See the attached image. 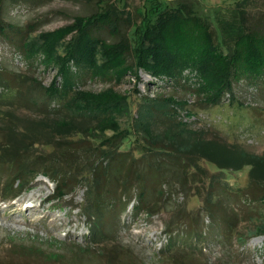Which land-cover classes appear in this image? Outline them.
Listing matches in <instances>:
<instances>
[{
  "label": "rangeland",
  "instance_id": "obj_1",
  "mask_svg": "<svg viewBox=\"0 0 264 264\" xmlns=\"http://www.w3.org/2000/svg\"><path fill=\"white\" fill-rule=\"evenodd\" d=\"M151 5L177 11L179 19L187 15L199 32L197 20L204 21L219 37L217 19L230 11L243 12L264 32V0H1L0 25L5 29L0 31V139L6 118L20 123L49 116L69 122L75 115H95L103 104L113 106L99 114L98 127L110 135L124 127L130 114L136 115L143 97H157L176 108L169 141L214 137L264 157V78L256 83L234 81L232 94L224 93L213 104L204 103L206 94L197 89L205 81L193 70H184L178 84L142 67L136 72L121 69L133 60L128 52L125 62L118 61L122 46L117 42L135 43L141 35L143 7ZM104 6L111 9L115 30L104 25L91 30L100 40L91 67L70 63L75 72L71 94L66 100L50 98L45 89L62 84L66 46L73 35L69 25ZM123 97H128L129 112ZM131 137L121 142L120 153L130 154L126 164L131 156L139 162L132 168V180L136 171L143 172L142 178L133 180L132 196L123 210L115 199L121 190L110 182L104 195L111 205L104 202L99 217L90 216L91 209L85 208L88 180L81 178L66 188L68 193L60 194L34 166L29 171L34 177L12 198L6 190L15 189L19 180L0 164V264H120L124 258L136 264H264V234L259 233L264 230V184L249 183V167L218 171L201 161L211 183L205 177L160 194L158 186L153 189L154 177L144 170L156 156ZM87 145L74 144L82 146L78 154L83 157L89 156ZM42 151L47 153L50 147L37 146L33 155ZM89 157L96 160L93 154ZM140 187L146 190L144 203L135 209ZM206 198L218 201L214 217L207 212ZM96 224L98 232L93 235Z\"/></svg>",
  "mask_w": 264,
  "mask_h": 264
},
{
  "label": "trees",
  "instance_id": "obj_2",
  "mask_svg": "<svg viewBox=\"0 0 264 264\" xmlns=\"http://www.w3.org/2000/svg\"><path fill=\"white\" fill-rule=\"evenodd\" d=\"M155 7L159 8L160 5L143 7L144 15L139 27L141 35L135 43L130 44L123 39L117 42L116 46H122L118 61L125 62L128 52L127 55L133 60L121 69L129 68L136 72L142 67L152 75L168 77L178 84L184 70H193L205 81V85L201 84L197 89L206 94L204 103L213 104L218 103L224 93L232 94L234 81L243 78L256 83L258 79L264 78V32L257 29L260 23L248 22L243 12L236 14L230 11L217 19L220 37L208 23L197 20L200 22V32L207 34L203 37L199 27H191L187 15L183 16L185 20L179 19L177 11L174 13L160 8L156 11ZM96 25L109 26L112 31L115 30L116 22L109 7H100L95 13L77 17L69 25L73 35L66 46L68 57L61 72L62 84H53L45 89L50 98L66 100L71 94L75 72L70 63L78 68L91 67L93 49L100 42L91 31ZM4 29L5 26L1 24L0 31ZM143 98L136 115L130 114L124 127L113 130L110 135L98 127V118L100 113L112 109L111 104L99 105L95 115L91 112L88 116L75 115L69 122H60L61 118L49 116L25 119L20 123L6 118L3 121L6 126L1 129L0 164L10 169L12 179L19 180L15 189L5 188L7 196H17L34 177L29 175L30 168L37 166L39 172L54 183V189L60 194L68 193L66 188L75 186L81 182V178L88 180L85 208L91 209L88 213L90 216L99 217L104 202L111 205L104 195L110 182L116 184L115 189L121 190L115 199L121 203L120 208L123 210L132 196V168L139 162L131 156L126 164L130 154L120 153V148L123 145L121 142L132 135L131 141L144 146L156 156V160L148 162L144 170L154 177L153 189L158 186L160 194L166 193L165 188H184L204 179L206 175L201 161L209 163L218 171L237 172L247 166L249 183L264 184L263 156L247 152L235 143L202 135L185 138L183 142L179 141V137L177 141L171 142L167 139V132L172 129L176 108L162 98ZM123 100L125 110L129 112L128 97H123ZM152 137H155L154 142L151 141ZM82 141H87L89 156L93 154L95 161L92 162L89 156L90 159L78 154L82 146L74 144ZM37 146L50 147V151L33 155V149ZM135 151L143 153L138 147ZM29 158L32 160L28 162ZM142 173L136 171L135 180H141ZM206 178L211 183L212 179ZM145 194V188L140 187L135 209L144 203ZM209 199H205L207 212L210 217H214L218 201L210 202ZM95 227L91 229L93 235L98 232V225ZM259 233L264 234V230ZM114 263L118 264L116 261ZM119 263L136 264L132 258L121 259Z\"/></svg>",
  "mask_w": 264,
  "mask_h": 264
}]
</instances>
